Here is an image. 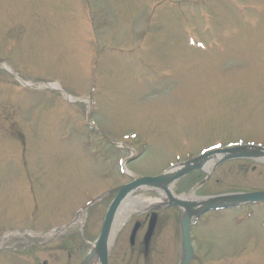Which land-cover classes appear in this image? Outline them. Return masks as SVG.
Wrapping results in <instances>:
<instances>
[{
	"label": "rangeland",
	"instance_id": "374dc122",
	"mask_svg": "<svg viewBox=\"0 0 264 264\" xmlns=\"http://www.w3.org/2000/svg\"><path fill=\"white\" fill-rule=\"evenodd\" d=\"M0 62L25 80L57 82L93 100L88 115L87 100L70 103L40 83L42 91L24 88L0 69L1 246L51 240L50 251L6 248L0 264H66L68 250L54 251L61 245L76 250L70 264H79L86 235L68 230L52 240L14 230L51 232L72 222L102 190L130 179L119 167L132 149L137 157L126 168L152 176L217 143L264 147V0H0ZM192 176L175 183V193L191 192L206 172ZM210 178L198 195L264 189V160L227 161ZM111 199L90 206L75 230L95 226L93 242ZM255 208L238 224L247 207L202 217L192 264H264V207ZM178 228L173 220L162 229L161 264L178 263ZM120 237L113 263L130 257ZM151 259L157 264V241Z\"/></svg>",
	"mask_w": 264,
	"mask_h": 264
},
{
	"label": "water",
	"instance_id": "95a60500",
	"mask_svg": "<svg viewBox=\"0 0 264 264\" xmlns=\"http://www.w3.org/2000/svg\"><path fill=\"white\" fill-rule=\"evenodd\" d=\"M228 153L224 155L221 159V161L236 158V157H255L257 155H261L264 153L263 150H248L246 148H233V149H222V150H216L214 152H211L210 154L215 153ZM202 158H197L193 162L187 163L186 166L176 172L173 173H166L164 175H160L158 177H143L140 179H137L129 184H126L124 186H121L119 188V194L116 197V199L111 204L106 219L104 223V227L102 230V233L97 241L96 247L92 254L89 256L88 259H90L95 253H98L102 264H107L108 259V238L111 232L112 223L114 221L118 206L122 202L123 198L132 190H134L136 187H139L141 185H161L167 187L168 184H170L175 179L181 177L182 175L188 173L191 170H194L196 168L202 167ZM224 196L214 198L213 200H206L203 203V208L200 209V211H189L186 213L183 217L182 227H183V234H184V260L181 264H188L191 258L193 257V246L191 243V236H190V228H191V219L194 215L199 214L200 212H203L205 210L215 208V207H221L226 206L223 201H231L233 203L237 202H247V201H256V200H264V191H258V192H251V193H241V194H234L226 196L224 199ZM221 199V201H218ZM224 201V202H225ZM178 204H183L185 206H188V203L183 201H177Z\"/></svg>",
	"mask_w": 264,
	"mask_h": 264
},
{
	"label": "bare ground",
	"instance_id": "6f19581e",
	"mask_svg": "<svg viewBox=\"0 0 264 264\" xmlns=\"http://www.w3.org/2000/svg\"><path fill=\"white\" fill-rule=\"evenodd\" d=\"M219 156L220 155H217L211 159L206 160L204 162L205 169L209 170L211 168V166L215 162L218 161ZM261 158L264 159V156ZM179 167L180 166H175L173 169H171V171H174V170L178 169ZM155 189H157V188H155ZM159 192L161 195L165 194V192L161 189H159ZM189 196H192V195H189ZM128 201L129 202L126 204L125 208L121 210L119 217L117 218V221L115 223V228H114L113 233H112V239L117 235L118 230L122 227L123 223L125 222V218H127L130 214H132L136 210V208L145 209V208H148L149 206L153 205L156 202V200H148V199L146 200L143 198L142 195H139V197H137V198H129ZM77 219L78 220L76 221V224L81 223L83 221L82 215L77 217Z\"/></svg>",
	"mask_w": 264,
	"mask_h": 264
},
{
	"label": "flooded vegetation",
	"instance_id": "af4514ba",
	"mask_svg": "<svg viewBox=\"0 0 264 264\" xmlns=\"http://www.w3.org/2000/svg\"><path fill=\"white\" fill-rule=\"evenodd\" d=\"M173 210L174 211H167V210H165V211L158 212V215H157V250H158V238H159V234L161 233V228H163L162 225L164 223H166L168 225V222H171L173 220H177V216L178 215H177V211L176 210L179 211V209H173ZM148 220H149V218L147 217V218H145L141 222V226L143 228L148 223ZM141 233H142V229H141V231H138V233L136 235V238L134 240V243H133L134 246H132L133 247L132 250H134V251H135V248L136 247H137V249H138L139 252L142 251L143 244H142V238H141V235L142 234ZM153 240H152V244H151L150 248H152V245L154 243ZM157 253H158V251H157ZM117 261H118L117 264H128V263H125V260L124 259H118ZM139 262H140V259L138 260V263ZM135 264H137V262ZM157 264H161L160 263V260L158 261V259H157Z\"/></svg>",
	"mask_w": 264,
	"mask_h": 264
}]
</instances>
